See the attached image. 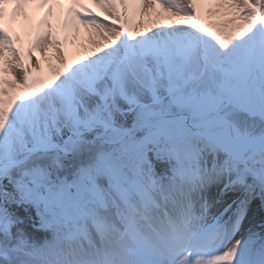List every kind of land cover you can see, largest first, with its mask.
Wrapping results in <instances>:
<instances>
[{"label":"snow or ice","instance_id":"1","mask_svg":"<svg viewBox=\"0 0 264 264\" xmlns=\"http://www.w3.org/2000/svg\"><path fill=\"white\" fill-rule=\"evenodd\" d=\"M0 264H264V0H0Z\"/></svg>","mask_w":264,"mask_h":264},{"label":"rangeland","instance_id":"2","mask_svg":"<svg viewBox=\"0 0 264 264\" xmlns=\"http://www.w3.org/2000/svg\"><path fill=\"white\" fill-rule=\"evenodd\" d=\"M65 5H67V3H65ZM89 7H93V6L90 4ZM93 10H96V9L94 8ZM34 15H35V14H34ZM38 20H39V19L36 18V16H35V21H34V22H36V21H38ZM15 24H16V23H15ZM15 24H13V28L17 31L18 26L15 25ZM23 29H24V27H23ZM24 35H25L24 45H25V48H27V44H28V39H29V37H28L26 31H24ZM78 54H79V52H78V48H77L76 44H73L72 47L69 48L70 59L75 58ZM34 55L39 56V52H36ZM46 70H47V69H46Z\"/></svg>","mask_w":264,"mask_h":264},{"label":"bare ground","instance_id":"3","mask_svg":"<svg viewBox=\"0 0 264 264\" xmlns=\"http://www.w3.org/2000/svg\"><path fill=\"white\" fill-rule=\"evenodd\" d=\"M67 2H68V0H66V3H67ZM16 24L19 25V28L24 27V26H23L21 23H19V22L16 23ZM22 30H23V29H22ZM24 31H26L25 28H24ZM24 31H23V32H24ZM24 39H25V38H24ZM79 44H80V41L78 40V41L76 42V46H77V48H79ZM72 45H73L72 43H69V45H68V50H69L70 47H72ZM40 55H41V54L39 53V56H40ZM69 56H70V55H69Z\"/></svg>","mask_w":264,"mask_h":264}]
</instances>
